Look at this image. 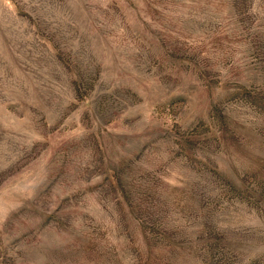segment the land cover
Instances as JSON below:
<instances>
[{
  "label": "rangeland",
  "instance_id": "obj_1",
  "mask_svg": "<svg viewBox=\"0 0 264 264\" xmlns=\"http://www.w3.org/2000/svg\"><path fill=\"white\" fill-rule=\"evenodd\" d=\"M0 264H264V0H0Z\"/></svg>",
  "mask_w": 264,
  "mask_h": 264
}]
</instances>
